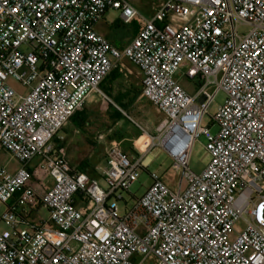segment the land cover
<instances>
[{"label": "built area", "instance_id": "1", "mask_svg": "<svg viewBox=\"0 0 264 264\" xmlns=\"http://www.w3.org/2000/svg\"><path fill=\"white\" fill-rule=\"evenodd\" d=\"M151 9L147 16L128 0H0V154L18 163L10 171L0 161V264H264V0H160ZM110 10L124 25L143 23L122 49L95 29ZM123 59L163 116L155 134L141 128L147 150L170 156L181 180L172 190L151 174L122 213L118 201L146 158L111 145L104 188L71 167L54 140L93 93L129 117L100 89ZM183 64L193 94L175 78ZM220 92L212 134L202 122ZM202 135L210 162L196 174L189 160ZM37 158L55 182L44 193L32 183ZM41 206L48 218L34 219Z\"/></svg>", "mask_w": 264, "mask_h": 264}, {"label": "rangeland", "instance_id": "2", "mask_svg": "<svg viewBox=\"0 0 264 264\" xmlns=\"http://www.w3.org/2000/svg\"><path fill=\"white\" fill-rule=\"evenodd\" d=\"M160 0H132V3L136 7H140V11L149 16L151 13L150 8L158 4ZM129 28V27H126ZM248 32V29L245 27L240 28V33L245 34ZM124 62L127 64V66L132 69L135 72H138V68L132 64L128 59H125ZM188 68V64H183L181 67V71L176 75V80L178 83L184 87L190 94H193L196 89V82L194 81H189L185 78L182 77V73L185 72ZM9 84L18 92H23L25 89L15 80L10 79ZM127 85L125 82H120V84L117 85L116 91L114 92V95H117L119 91H125L127 89ZM139 88V87H136ZM118 90V91H117ZM225 94L224 92H220L211 106L209 110V114H207L202 122L203 127H209L210 131L212 134H216L219 131L218 126L213 125L212 123V116L215 114L217 109L224 103L225 101ZM94 99V100H92ZM92 99L90 103L87 105V108L92 112V118H91V123L92 125L89 128V132L93 133L95 140L99 141L101 144V151L100 154L98 153L99 159L102 161V159L106 158V154L108 149L110 148L111 145L115 143H110L108 139L109 131L113 133V123H112V118L107 114L106 111V101L103 99L102 95L99 93H93L92 94ZM113 100V98H112ZM117 104L116 102H114ZM107 106L110 108L111 104L107 103ZM113 106V105H112ZM137 107H141L140 110L138 109L137 112H131V119L130 124L128 125V138L130 137V141H125L126 143L125 147L132 146L134 147V139L139 138L140 134H144L141 128L146 129L150 134L155 133V128L157 127H152V125L149 123L147 117L143 118L144 114H147L148 107L151 108L153 107L148 101L145 99H142L140 103H138ZM154 108V107H153ZM155 109V108H154ZM137 110V108H136ZM153 110V109H151ZM157 110V109H156ZM108 126V128H107ZM61 135L65 136V132L60 131ZM131 139H133L131 141ZM148 142V138L144 137L141 139L137 145L139 148L144 149L146 143ZM124 143L122 144V148L124 150ZM207 145V139L204 135L200 136L194 143L191 155H190V160H189V167L191 171H193L196 174H200L208 165L210 162V155L206 151L205 147ZM89 150H94V147L89 146ZM152 155L154 156V162L151 164V166L147 170H143L141 173V176L139 180L133 184L128 192H123V198L124 201H118V204L122 210V213L124 212V207H125V202H128V204H131L133 199L135 197H141L144 192L151 186L152 184V178L151 174L157 175L159 178L163 179L170 187H176L178 182L180 183L181 178L180 177V172H176L175 169L173 168V159L168 156L163 150L159 148H153L152 149ZM89 154V153H88ZM144 153L142 152H136L132 154H128L129 156L133 157H140ZM0 161L5 164L10 171H14L15 168H17L18 163L14 158L11 157L10 154L6 152H2L0 154ZM40 161L39 158L35 159L33 164H38ZM100 166L96 168V173L94 174L102 187H106V184L104 183V180L102 179L99 174L101 173L102 169L107 166V161H102L99 164ZM176 174V179L173 177V175ZM40 183L34 184V186L38 189H45V188H52L55 184L54 179L45 173L42 172L40 175ZM39 177V176H36ZM187 186V183H183V187L185 188ZM28 210H30L29 207H27ZM7 210V205L3 204L0 202V219L3 216V214ZM33 218L35 219H47L48 218V211L43 207H39L37 212L33 213ZM32 218V219H33ZM6 225L0 221V231L6 230Z\"/></svg>", "mask_w": 264, "mask_h": 264}, {"label": "crops", "instance_id": "3", "mask_svg": "<svg viewBox=\"0 0 264 264\" xmlns=\"http://www.w3.org/2000/svg\"><path fill=\"white\" fill-rule=\"evenodd\" d=\"M128 1L134 7H136L134 3H132V0H128ZM134 1L136 2V0ZM136 8L138 10L141 9L140 7L139 8L136 7ZM151 8L149 11L150 13L152 12ZM126 27H129V28H126ZM142 27H143V23L141 22L140 19L134 20L132 24L130 25H124L120 19V13L118 11L110 10L107 12L105 17L96 24L95 29L102 36L108 39L112 45L122 49L126 45H128L138 35ZM124 60L125 59L122 60L123 70L121 72L117 70L120 75V78L114 81H109V80L108 82L107 80L105 81L106 87L108 88V92L106 95L111 100L113 98L112 100L113 102H115L117 99H120L122 104L121 105L116 104V105L122 108L126 112V114L131 118L130 115H131L132 109H133V112H137L138 109L140 110L141 108V107H137V105L143 99L141 97L142 75L139 71L135 72L132 69H130L127 66V64L124 62ZM122 81L125 82V84L127 85L126 86L127 89L125 91H119L117 95H114L117 85L120 84V82ZM136 87H139V88H136ZM136 92H140V94L136 95ZM91 99H92V94L86 100L83 108L77 111L75 116L72 117L69 120V122L61 130L62 132H65V136L58 134L54 142H55L56 150L61 155H63V157L67 160V162L70 164L71 167L78 170L79 168L86 166L87 171H82V172L87 173L92 178L98 179L94 175L96 173V168L100 166L99 165L100 162L106 161V158L102 159V161L99 159L100 155H98V153L100 154L101 144L99 141L95 140L93 133L89 132V128L92 125L91 123L92 112L87 108V105L90 103ZM106 111H107V114L110 116V118H112L113 120L112 121L113 133L109 131L108 139L110 143L111 142L118 143L120 144L122 148V144L125 141H130V137L128 138V127H129L128 125L130 124L129 117L123 115L120 111H118L112 105L109 108L106 104ZM119 112L121 113V116L123 117L122 119H118L117 113ZM146 117L153 128L158 126L163 119L162 114L158 110L154 109L153 107L151 108L148 107L147 114L143 115V118H146ZM152 134H155V133H152ZM144 137L148 138V142L146 143L144 149H141L138 147L137 143ZM132 140L133 139H131V141ZM133 141L135 143L134 147L132 146L125 147L126 143H124V146H123L124 151L127 154L143 152L144 154L142 155V157L146 158L145 163L146 165H148V167L146 168L147 170L151 166V164L154 162V156L152 155V152H149L147 150L150 144V136L147 134H140L139 138L134 139ZM89 146L94 147V150H92L93 151L92 154H91V150H89ZM106 167L102 169L99 176L102 177V173ZM16 169L17 168H15V170ZM31 170L34 174V178L32 182L33 185L36 183H40V177H41L40 175L42 174V172L37 170V165L33 163L31 165ZM36 176H39V177H36ZM173 177L176 179L177 178L176 174H174ZM179 178H181V176ZM178 185H179V182L176 187H171V189L172 190L178 189ZM46 189L47 188L38 189V191L40 193H44Z\"/></svg>", "mask_w": 264, "mask_h": 264}, {"label": "trees", "instance_id": "4", "mask_svg": "<svg viewBox=\"0 0 264 264\" xmlns=\"http://www.w3.org/2000/svg\"><path fill=\"white\" fill-rule=\"evenodd\" d=\"M120 78V75H119V73H118V71L117 70H114V71H112L111 72V74L109 75V77L107 78V79H105L104 80V82L107 80V82H108V80L109 81H114V80H117V79H119ZM102 83L101 84V86H100V89H101V91H103L105 94H107V92H108V88L106 87V82L105 83ZM140 94V92H136V95H139ZM109 95V94H108ZM116 103H117V105H121L122 103H121V101H120V99H117L116 101H115ZM124 105V104H123ZM77 113V112H76ZM75 113V114H76ZM75 114L72 116V117H74L75 116ZM117 115H118V119H122L123 117L121 116V113L119 112V113H117ZM144 170H146V169H144ZM78 171H87V168H86V166H83L82 168H79L78 169Z\"/></svg>", "mask_w": 264, "mask_h": 264}]
</instances>
